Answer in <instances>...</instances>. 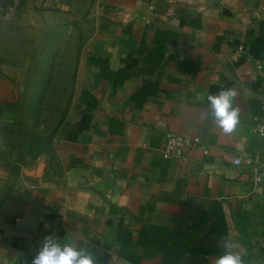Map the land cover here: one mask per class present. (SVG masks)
Returning <instances> with one entry per match:
<instances>
[{
	"label": "crops",
	"instance_id": "1",
	"mask_svg": "<svg viewBox=\"0 0 264 264\" xmlns=\"http://www.w3.org/2000/svg\"><path fill=\"white\" fill-rule=\"evenodd\" d=\"M86 26L85 87L51 132L0 66V264H31L48 235L97 264H215L222 239L264 264V0H104ZM221 88L231 134L207 99ZM168 132L191 142L180 157Z\"/></svg>",
	"mask_w": 264,
	"mask_h": 264
},
{
	"label": "rangeland",
	"instance_id": "2",
	"mask_svg": "<svg viewBox=\"0 0 264 264\" xmlns=\"http://www.w3.org/2000/svg\"><path fill=\"white\" fill-rule=\"evenodd\" d=\"M103 1L0 0V66L43 133L63 123L85 87L83 28Z\"/></svg>",
	"mask_w": 264,
	"mask_h": 264
},
{
	"label": "clouds",
	"instance_id": "3",
	"mask_svg": "<svg viewBox=\"0 0 264 264\" xmlns=\"http://www.w3.org/2000/svg\"><path fill=\"white\" fill-rule=\"evenodd\" d=\"M236 92L231 88H221L216 95L209 94L207 99L211 108L213 123L226 134L236 130L240 121V109L234 107ZM218 247L223 250L215 264H244L239 252L231 251L232 245L227 239H222ZM31 264H97L94 254L85 245L77 247L75 236L70 241L61 243L54 235L45 236Z\"/></svg>",
	"mask_w": 264,
	"mask_h": 264
},
{
	"label": "built area",
	"instance_id": "4",
	"mask_svg": "<svg viewBox=\"0 0 264 264\" xmlns=\"http://www.w3.org/2000/svg\"><path fill=\"white\" fill-rule=\"evenodd\" d=\"M254 131L257 135L264 137V125L260 124L258 121L255 122ZM189 146H191V142L188 138L168 132L165 135V142L163 145V157H180L184 152V148ZM240 162V158L234 159L235 164H239ZM245 162L247 164H251L252 160L246 159ZM261 179V176H256V181H260Z\"/></svg>",
	"mask_w": 264,
	"mask_h": 264
},
{
	"label": "water",
	"instance_id": "5",
	"mask_svg": "<svg viewBox=\"0 0 264 264\" xmlns=\"http://www.w3.org/2000/svg\"><path fill=\"white\" fill-rule=\"evenodd\" d=\"M136 17H140L141 18V17H143V14L137 13Z\"/></svg>",
	"mask_w": 264,
	"mask_h": 264
}]
</instances>
